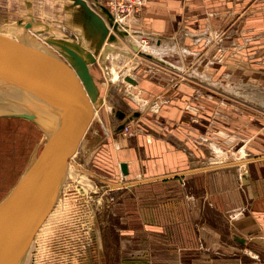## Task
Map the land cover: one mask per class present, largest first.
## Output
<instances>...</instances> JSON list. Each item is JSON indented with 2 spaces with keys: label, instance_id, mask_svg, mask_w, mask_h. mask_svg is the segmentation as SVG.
I'll use <instances>...</instances> for the list:
<instances>
[{
  "label": "crops",
  "instance_id": "crops-1",
  "mask_svg": "<svg viewBox=\"0 0 264 264\" xmlns=\"http://www.w3.org/2000/svg\"><path fill=\"white\" fill-rule=\"evenodd\" d=\"M94 1L101 4L100 0H90V4ZM1 8L4 5L0 3ZM126 24L133 34L146 37L151 47L161 52L149 54L169 65L146 58L150 62L141 58L135 60V67L142 69L143 74L149 76L152 73L158 77L159 92L154 97L168 101L162 105L166 109L159 108L160 114L152 118L158 125L152 127L153 135L158 138V142L153 140L157 147L151 151L142 148V156H139L142 163L136 164L137 175L157 180L151 181L155 184L153 187L156 184L160 187V183L169 188L178 186L186 192L183 200H200V211L194 220L201 225L197 231L192 229L189 215H184L182 228L168 224L174 219H168L160 226L159 219L153 218L149 230L153 245H163L170 254L198 252L201 259L211 253L210 260L202 259L199 264H264V154L243 149L242 160L238 157L241 150H237L239 141L246 140L249 145L250 140H255V135L249 132L251 128L264 126V102H256L255 98L257 89L264 90V0H153L140 12L126 18ZM74 26L82 32L87 45L94 46L99 38L96 32L85 25ZM8 38L18 40L15 36ZM171 54L179 55L183 66L173 64L168 57ZM152 62L166 67L165 70ZM182 75H187L189 80H181ZM131 77L137 83L131 85L138 96L148 94L147 90L155 85L152 78ZM193 81L198 83L193 84ZM235 81L238 84L234 85ZM198 93L201 104L193 107V95ZM143 111H121L125 114L124 119L115 115L118 124L114 133L124 131L116 132L118 126L136 112L139 116L125 126L129 128L131 122H138L143 118ZM194 113L198 116L193 118ZM192 122L198 123V132L192 129ZM227 123L231 124L229 129L225 128ZM193 135L205 142L209 137L216 138L218 143H212L210 148L208 143L199 147L197 156L191 143ZM151 155L152 159L143 164V158ZM122 162L127 164L128 173L133 170L130 161ZM196 183L197 186L191 189ZM198 186L200 196L196 197L190 190L196 192ZM167 200V206L174 205L171 201L176 200L175 192ZM226 225L228 235L224 234ZM192 235L193 238L210 235L216 238L217 244L208 250L206 247L210 246L204 238L199 240V248L191 239ZM173 236L175 240L179 238L177 245L173 243ZM225 236L232 243L227 245L232 246L230 257L224 256ZM236 238L244 241L241 243ZM146 260L144 264L156 263L150 255ZM183 264H186L185 260Z\"/></svg>",
  "mask_w": 264,
  "mask_h": 264
},
{
  "label": "rangeland",
  "instance_id": "rangeland-1",
  "mask_svg": "<svg viewBox=\"0 0 264 264\" xmlns=\"http://www.w3.org/2000/svg\"><path fill=\"white\" fill-rule=\"evenodd\" d=\"M84 1L91 10L99 14L98 9L91 6L90 0ZM0 3L1 6L4 5V8L0 9V38L3 40L30 49H33L31 44L36 45L37 41L46 53L52 55H54L52 52L47 51L50 46L47 42L49 39H66L71 43L79 42L83 43L85 45L83 47L86 48V38L84 39L82 32L74 26L78 24L77 21L74 22V15L79 10V6L74 5L72 1L0 0ZM111 15L122 29L129 30L130 34L135 35L126 24V18L133 16L132 14L127 17ZM30 17L35 22L31 21ZM102 19L106 24L104 18ZM30 23V27H25ZM45 26H48L47 29ZM111 33L113 32L110 27L108 35ZM9 36H15L18 40L11 41ZM133 37L141 40L142 43L144 40V52L161 54L157 48L151 47L146 37L139 35ZM118 39L121 46L125 45L131 48L125 40ZM23 40H32V43L26 44L23 43ZM106 44L107 39L102 47ZM102 47L97 54L89 50L94 55L95 62L88 66L89 73L98 89L97 98L101 100V103L96 108L93 107V114L95 110L97 113L87 129L85 138L83 137L81 147L73 158V167L61 189V195L36 232L21 264H144L149 255L150 259L156 262L151 261L152 264H183V260L186 264H199L202 259L210 260L211 253L201 259V254L198 252L186 255L181 252L170 254L163 245H153V239L149 233L153 218L159 219L157 222L160 226L165 225L168 219H174L175 221H169L168 224L174 228H182L184 215H189L192 217V229L197 231L201 225L199 221L194 220L200 211V200H191V202L183 200L186 192L184 193L178 186L169 188V185L160 183V187L157 184L153 187L155 184L152 182L157 180L143 179L137 175L136 164L142 163L141 158L139 159V156H142V148L151 151L154 146L157 147L154 141L158 142V138L156 134L153 135L152 127L155 125L156 128L158 125L152 118H157L160 114L159 108H163L168 101L165 98L154 97L159 92L158 77L152 73L149 76L143 74L142 69L139 70L138 67H135V62L133 63L131 59L122 56H119L118 59L114 58L113 62L116 60L115 64L118 65L115 68L119 67L121 70L117 69V77L112 81V75L107 71V67L111 64L107 62L104 67V64L100 63ZM136 56L143 61L146 60L139 55ZM168 57L173 64L183 66L179 55L171 54ZM102 62L105 61L102 60ZM146 62L150 61L146 60ZM152 64L157 66L153 62ZM127 67L132 68L130 69L131 75H136L139 80L152 78L155 82V85L147 90L148 94H142L145 99H142V95L138 96L133 87L129 88L130 94L127 93V84L121 77ZM157 67L164 68L163 70L166 68L160 65ZM182 76L183 79L180 77L178 79L189 80L187 75ZM166 79L169 80V78ZM231 80L232 78H230ZM194 83L198 82L193 81ZM231 83L233 82L231 81ZM235 84L238 82L235 81ZM239 84H242L240 79ZM263 91L257 89L256 102H264ZM208 95L216 96L215 93H208ZM135 97L138 100H135ZM192 101L193 107L201 104L199 93L193 95ZM138 109L144 110L143 118L138 122L136 120L131 122L127 131L115 134L113 129L118 124L115 112L120 110L130 113V111ZM165 109L164 107L163 110ZM198 110L200 111V108ZM195 116L198 114L194 113L192 117ZM193 122L192 129L198 132V123ZM230 125L227 123L226 126H223L229 129ZM214 126L216 125L214 124ZM232 126L236 127L235 124ZM249 132L255 135L254 141L250 140L249 145L246 140L238 142L240 146L237 150H241L238 157H242V160L244 157L242 154L247 149L257 150V155L264 154V126H254ZM193 133L196 132L193 131ZM193 138L191 140L192 148L197 156H199V147L208 143L210 148L212 143H218L216 138L209 137L206 142L203 139L199 140L196 135H193ZM46 140L45 134L30 121L18 118H0V201L15 187L35 161L43 159V152L49 148V143L45 145ZM151 159L152 155L144 157L143 164H146V160L150 161ZM125 160L130 161V165L133 167V170L129 171L127 175H123L119 168L120 162ZM193 186H197V183L192 185L191 189H194ZM173 192H175L176 200L171 202L175 204L167 206L168 196L173 195ZM190 192L199 197V186L196 187V192L194 190H190ZM224 230L226 231L224 234L228 235L227 225ZM204 238H193V235L191 237L197 242L199 248V240L202 241ZM178 239L175 240V236H173V243L177 245ZM205 239L206 245L210 246L206 247L208 250L217 244L215 237L209 235ZM230 242L229 237H223L225 257L231 256L232 246L227 247V245H232Z\"/></svg>",
  "mask_w": 264,
  "mask_h": 264
},
{
  "label": "water",
  "instance_id": "water-1",
  "mask_svg": "<svg viewBox=\"0 0 264 264\" xmlns=\"http://www.w3.org/2000/svg\"><path fill=\"white\" fill-rule=\"evenodd\" d=\"M72 1L80 11L74 15V20L82 14L78 24L94 30L99 36L94 46L87 45L86 49L79 42L47 40L58 53L57 57L0 39V117L27 119L49 140L46 158L0 201V264H21L35 233L61 195L70 159L77 152L92 121V105L96 108L101 103L89 73V64L95 62L90 51L97 54L107 39L104 56L107 51L115 50L111 45L121 44L120 38L139 56L169 66L130 41L128 32L115 22L105 6L94 1L91 6L98 9L99 14H96L84 0ZM108 26L113 32L109 35ZM124 80L136 85L129 76ZM115 115L119 119L125 117L121 111H116ZM137 116L139 112L132 114L116 132ZM119 167L123 175L128 174L125 162ZM236 239L241 243L244 241Z\"/></svg>",
  "mask_w": 264,
  "mask_h": 264
},
{
  "label": "bare ground",
  "instance_id": "bare-ground-1",
  "mask_svg": "<svg viewBox=\"0 0 264 264\" xmlns=\"http://www.w3.org/2000/svg\"><path fill=\"white\" fill-rule=\"evenodd\" d=\"M70 1H72V0H70ZM73 2V1H72ZM100 2H101V0H100ZM102 5L104 6V4L102 3ZM111 13V12H110ZM112 14V13H111ZM80 18H82V14H78V16H77V20H80ZM77 20H74V21H77ZM110 29V28H109ZM123 30H125L126 32H128L129 30H126V29H123ZM128 34H129V38L131 39V41L133 42V43H135V44H137L138 46H139V49L140 50H144L145 49V42H144V40H142L143 41V43L142 42H140L141 40H138V39H136L135 37H133V36H135V35H132V34H130L129 32H128ZM37 36V35H36ZM35 36V37H36ZM38 37V36H37ZM1 39V38H0ZM34 39V38H33ZM32 39V40H33ZM3 40V39H2ZM32 40L31 41H26V40H23V43H26V44H31L32 43ZM35 40V39H34ZM33 40V41H34ZM119 40V39H118ZM5 41H7V40H5ZM7 42H9V41H7ZM10 43H12V42H10ZM38 43L39 42H35V44L36 45H32L31 44V46H33L32 48H33V50H39V51H43V52H45V49L44 48H42L40 45H38ZM40 44H41V42H40ZM44 44V43H43ZM108 45V43L102 48V50H101V52H100V63L101 64H104L103 66L105 67L106 66V64L105 63H109V64H111V65H109L108 67H107V71H108V73L110 74V75H112V81L113 80H115L116 79V77H117V74H118V72H117V69L120 71L121 69L118 67V68H115V67H117L118 65H116L115 64V62H116V60H115V62H113L114 61V58H117L118 59V57L120 56H122V57H124V58H126V59H131L132 61H133V63L135 62V60H137V59H139L140 60V58L139 57H137L136 55H138L137 53H135L131 48H129V47H125V45H122L121 46V44H119V45H111V46H113L114 47V51H107L106 53H105V55L103 56L102 54L104 53V51H105V47ZM129 45V44H128ZM45 46H48V45H45ZM112 47V48H113ZM47 48V47H46ZM47 51H50V52H52L53 54H54V56L57 54L58 55V53L56 52V50L54 49V48H52V47H50V46H48V49H47ZM52 55V54H51ZM56 55V56H57ZM58 57V56H57ZM119 57V58H120ZM61 58V57H60ZM103 61H105V62H102V60ZM97 62V61H96ZM119 63V62H118ZM122 64V63H121ZM135 65H136V62H135ZM132 66V65H131ZM132 68H133V66H132ZM132 68H130V67H127V68H125L124 69V72L122 73V75H121V77L123 78V80H124V77H126V76H129V77H131V76H133V75H131V73H130V69H132ZM104 69H106V68H104ZM122 72V71H121ZM91 75V74H90ZM132 78V77H131ZM108 80V79H107ZM81 82V81H80ZM126 82V81H125ZM125 84H127V93H129L130 94V91H129V88L130 87H132V85L129 83V82H126ZM137 84V83H136ZM82 85V84H81ZM135 86V85H134ZM82 88H83V91H84V93H85V95L87 96V94H86V92H85V88H84V86L82 85ZM126 93V94H127ZM128 95V94H127ZM131 96V95H130ZM134 97V96H133ZM87 98H88V96H87ZM130 98H132V97H130ZM88 100H89V98H88ZM133 100V99H132ZM135 100H138L137 99V97H135ZM89 102H90V100H89ZM91 103V102H90ZM142 104H144V102H141ZM138 104V103H137ZM140 106V105H139ZM147 106V105H146ZM142 107V106H141ZM92 108H93V106H92ZM94 109V108H93ZM97 113V111L95 110L94 111V114H93V117L95 116V114ZM93 117H92V119H93ZM0 118H2V117H0ZM95 118V117H94ZM18 119H23V118H18ZM25 120H27V119H25ZM27 121H29V120H27ZM31 122V121H30ZM86 134H87V131H86V133H85V135H84V138H85V136H86ZM84 138L82 139V141L84 140ZM82 141H81V143H80V145H79V147H78V149L81 147V144H82ZM47 143H49V140L47 139L46 140V143H45V145L47 144ZM44 149H45V147H44ZM78 149H77V152H78ZM48 150H49V148H47V151L46 152H43V154H42V156H43V159L42 160H39V161H37L35 164H33L32 165V167L23 175V177L21 178V179H23L26 175H28L34 168H36V166H38L45 158H46V156H47V153H48ZM44 151V150H43ZM77 152L75 153V155L77 154ZM245 154V153H244ZM45 155V156H44ZM75 155L70 159V161H71V163L69 164V169H68V173H67V177H68V174H69V171L72 169V167H73V158L75 157ZM243 155V154H242ZM242 158V157H241ZM20 179V180H21ZM19 180V181H20ZM66 180H67V178H66ZM41 226V225H40ZM38 231V230H37ZM36 234V233H35ZM35 236V235H34ZM34 238V237H33Z\"/></svg>",
  "mask_w": 264,
  "mask_h": 264
},
{
  "label": "built area",
  "instance_id": "built-area-1",
  "mask_svg": "<svg viewBox=\"0 0 264 264\" xmlns=\"http://www.w3.org/2000/svg\"><path fill=\"white\" fill-rule=\"evenodd\" d=\"M153 0H101L104 6L114 16L127 17L140 12L147 7ZM124 131L128 128L125 126ZM50 214V213H49Z\"/></svg>",
  "mask_w": 264,
  "mask_h": 264
}]
</instances>
